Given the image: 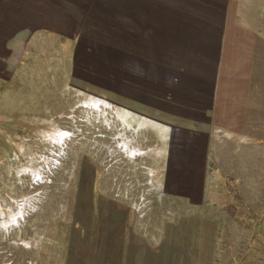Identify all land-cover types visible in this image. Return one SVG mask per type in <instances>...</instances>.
Returning a JSON list of instances; mask_svg holds the SVG:
<instances>
[{"label": "rangeland", "instance_id": "rangeland-1", "mask_svg": "<svg viewBox=\"0 0 264 264\" xmlns=\"http://www.w3.org/2000/svg\"><path fill=\"white\" fill-rule=\"evenodd\" d=\"M238 1L257 32L249 122L174 164L199 173L187 193L137 139L152 126L121 122L119 75L18 43L0 71V264H264V0Z\"/></svg>", "mask_w": 264, "mask_h": 264}, {"label": "crops", "instance_id": "crops-1", "mask_svg": "<svg viewBox=\"0 0 264 264\" xmlns=\"http://www.w3.org/2000/svg\"><path fill=\"white\" fill-rule=\"evenodd\" d=\"M239 7L238 0H0V71L16 61L18 43L47 38L67 43L76 61L119 75L128 119L121 122L152 126L137 139L151 146L161 178H177L173 193H187L199 173L174 164L205 163L218 133L249 122L257 32ZM111 95L94 97L112 105Z\"/></svg>", "mask_w": 264, "mask_h": 264}, {"label": "trees", "instance_id": "trees-1", "mask_svg": "<svg viewBox=\"0 0 264 264\" xmlns=\"http://www.w3.org/2000/svg\"><path fill=\"white\" fill-rule=\"evenodd\" d=\"M260 235V234H259ZM256 236H258L257 234H256ZM262 237V236H261Z\"/></svg>", "mask_w": 264, "mask_h": 264}]
</instances>
